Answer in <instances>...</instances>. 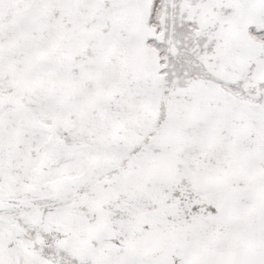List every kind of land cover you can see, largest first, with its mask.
<instances>
[{
	"label": "snow or ice",
	"instance_id": "snow-or-ice-1",
	"mask_svg": "<svg viewBox=\"0 0 264 264\" xmlns=\"http://www.w3.org/2000/svg\"><path fill=\"white\" fill-rule=\"evenodd\" d=\"M0 264H264V0H0Z\"/></svg>",
	"mask_w": 264,
	"mask_h": 264
}]
</instances>
